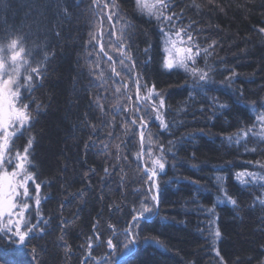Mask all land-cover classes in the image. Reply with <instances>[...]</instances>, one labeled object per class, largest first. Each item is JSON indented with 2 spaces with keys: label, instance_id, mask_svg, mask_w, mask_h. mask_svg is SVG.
Instances as JSON below:
<instances>
[{
  "label": "trees",
  "instance_id": "16d2710c",
  "mask_svg": "<svg viewBox=\"0 0 264 264\" xmlns=\"http://www.w3.org/2000/svg\"><path fill=\"white\" fill-rule=\"evenodd\" d=\"M29 3L0 0V44L9 41L5 38L9 33L25 35L24 58L33 66L49 68L44 86L32 93L35 102L30 108L44 107L30 135L38 140L32 161L42 173L37 182L45 181L41 212L51 223L24 255L6 259L36 264L30 254L36 247L39 264H103L106 256L110 264H220L217 250L223 264L264 260V207L257 200L264 198V180L248 178L242 183L236 176L242 171L264 175V138L252 132L264 109V33L259 31L264 28V0H170L168 12L181 17L177 25H191L189 31L200 48L212 45L211 55L202 53L195 65L212 68L214 83L206 94L193 92L190 73L162 67L163 42L155 18L137 9L135 0H117L137 26L132 30L137 70L143 71L149 87L154 84L164 96V119L170 128L162 129L153 114L145 129V167L150 168L151 159L161 155L160 146L164 148L165 170L158 176L164 191L160 214L152 223L141 224L131 257L121 255L120 233L133 209L140 208L148 188L137 157L139 129L131 124L137 103L135 86L129 81L125 92L114 83L119 78L113 77L111 62L87 43L90 32L97 34L91 0H80L79 7L76 0H69L72 15L63 22L60 38L49 31L51 13L30 9ZM149 42L152 63L141 68ZM106 50L118 60V52ZM233 71L232 82L222 83ZM118 86L120 92L115 91ZM26 135L13 139V150ZM229 137L234 139L230 142ZM149 147L152 158L147 155ZM124 150L128 158L115 160L117 152ZM217 176L223 179L217 181ZM228 196L237 205L228 203ZM208 209H214L215 217ZM162 217L170 222L162 224ZM213 218L215 224L210 225ZM216 228L221 232L219 239L214 236ZM109 238L117 244L115 250L108 249ZM144 239L158 240L163 247L145 246ZM7 240H0V246Z\"/></svg>",
  "mask_w": 264,
  "mask_h": 264
},
{
  "label": "snow or ice",
  "instance_id": "6c2138e0",
  "mask_svg": "<svg viewBox=\"0 0 264 264\" xmlns=\"http://www.w3.org/2000/svg\"><path fill=\"white\" fill-rule=\"evenodd\" d=\"M79 2L80 0H76V7H79ZM135 5L142 13L146 12L150 18H155L157 22L165 45L163 48L165 56L162 67L166 70L174 68L184 69L185 72L190 73L193 77V92L206 94V89L214 83L210 75L212 68L209 66L205 70L195 65L197 57H200L202 52L205 56L211 55L208 48H211L212 45L201 49L198 44L194 43V37L189 31L191 25L187 27L177 25L176 21L180 20L181 17L176 12H168L171 6L170 0H153L151 4L144 3L143 0H135ZM28 6L30 9H36L37 11L43 9L45 13H51L49 31L57 38H60L64 26L63 22L70 21L72 15L69 0H64L63 4L60 0H30ZM91 11L100 18V23H106L107 27L102 28L98 34L90 32V39L87 43L93 49L98 47V55L102 54L108 62H111L109 64L111 73L113 77L119 78L114 80V83L121 85L125 92L129 88V81L135 86L137 103L135 112L132 113L131 124L138 126L141 151L137 153V157L138 159L143 158L145 154V129L153 114L162 129L170 130L169 123L164 119L166 103L164 96L156 90L154 84L149 87L147 81L144 80L143 71L137 70V61L133 56L135 41L132 35V30L137 26L127 18L129 13L117 3V0H91ZM221 11H223V8H221ZM121 21H123V24L117 28ZM259 31L264 33V28H260ZM144 34L148 35L147 32ZM5 38L9 39L7 49L10 54L4 55V45L0 44V240H4L5 237L8 240L6 245L0 246V264H16L14 259H6V257L24 255L32 240L38 236L42 237L51 223L49 219L43 217L41 212V185L45 181L37 182L42 173L38 166L32 164V161L36 159L34 144L38 143V140L30 135L31 130L39 123V117L42 114L41 109L44 107L43 105H37L36 109L30 108V105L35 102L32 93L37 88L44 86V82L48 79L49 68L43 64L33 66L28 60L24 59L25 47L23 42L26 38L25 35L9 33ZM213 44H215V41H213ZM194 48L195 51H193ZM106 49L118 52V60L114 59ZM151 51L152 45L149 42L148 46L143 49L147 59L143 61L141 68L151 65ZM54 57L55 52L53 50L52 59ZM48 63L51 66L52 60L50 59ZM190 64L192 65L191 67ZM97 67H99L98 64ZM22 69L24 73L23 82H21ZM101 76H103V73H101ZM235 76L236 73L233 71L222 83H231L232 78ZM142 90H144V94H142ZM115 91L120 92L121 87H116ZM128 99L131 100V96ZM240 99L241 97H237L238 101ZM96 106L101 111L103 110L102 105L97 103ZM225 107V105H220L221 109ZM124 111L128 112L129 110L125 108ZM257 119L264 124V114L258 116ZM127 127L128 125H125V128ZM25 133H29L27 145L22 152L16 150L13 154L14 137H17L18 134L22 136ZM244 135H247V133ZM192 138L189 136V139ZM233 139V137L228 138L230 142ZM236 142L239 143L238 138ZM147 143L149 145L153 144L151 136L147 138ZM160 152L161 155L152 158V148L149 147L147 150L148 157L152 158L151 167L146 166L144 168L147 176L145 184L148 185V188L147 192L143 194L140 208L138 210L133 209L134 214L127 221L126 228L120 233L123 236L124 251L121 253L122 256H134L137 250V241L140 239L138 230L141 224L152 223L160 214L159 205L164 187L158 176L164 173L166 164L163 145L160 146ZM30 157L32 158L31 160ZM10 166L11 171H9ZM105 173H108L107 168ZM236 176L242 183H246L243 179L244 177H251L253 181L264 180V175L248 171L238 172ZM216 179L221 181L223 177L217 176ZM30 185L34 186V194L30 191ZM261 187L264 188V184ZM32 200H34L35 204V223L32 222V212L29 211L32 207L30 204ZM257 200L264 207V198L257 197ZM227 202L231 205H237V200L231 196L227 197ZM207 211L215 217L214 209H208ZM169 222L166 217L161 218L162 224ZM209 223L214 225L215 219H211ZM96 227L97 225L94 224L93 229L95 230ZM110 227L115 229L114 225H110ZM214 236L216 239L221 237L219 228L215 229ZM96 239L99 241L98 232ZM143 243L145 246L155 243L157 247H163L160 241L154 239H144ZM92 247L93 244L91 238H89L88 248L91 249ZM107 247L110 250L117 248V244L113 243V238L107 240ZM261 247L264 248V245H261ZM30 254L36 264H39L36 247L31 248ZM216 256L220 257V264H223V257L220 256L218 250L216 251ZM103 264H110L107 256ZM258 264H264V260H260Z\"/></svg>",
  "mask_w": 264,
  "mask_h": 264
},
{
  "label": "rangeland",
  "instance_id": "374dc122",
  "mask_svg": "<svg viewBox=\"0 0 264 264\" xmlns=\"http://www.w3.org/2000/svg\"><path fill=\"white\" fill-rule=\"evenodd\" d=\"M143 2L144 3H148V4H151L152 2H153V0H143ZM146 15H147V13L146 12H144ZM95 23H96V26H95V28H97L96 29V33L98 34V32L103 28L102 27V24L100 23V18L97 16L96 18H95ZM121 25L122 24H118L117 25V28H119V27H121ZM107 27V25L106 26H104V28H106ZM9 41H7V42H5V43H3L2 45H4V55H9L10 53H9V50L7 49V43H8ZM162 42H163V40H162ZM194 43H196V42H194ZM197 44V43H196ZM164 43H163V48H164ZM202 49V48H201ZM193 51H195V48L193 49ZM164 53V52H163ZM203 53V52H202ZM201 53V54H202ZM86 56H89L88 54L86 55ZM164 56H165V53H164ZM201 57V56H200ZM200 57H198V58H200ZM25 59V58H24ZM192 65L190 64V67H191ZM179 69H182V68H179ZM23 70V69H22ZM184 70V69H183ZM23 77H24V74L23 75H21V82H23ZM261 114H264V109H262V111L260 112V115ZM257 125H255V127H254V129L252 130V132H255L254 134H257V135H259V137H261V138H264V124H262L259 120H257V123H256ZM29 139V135H26L25 137H24V139H23V141H22V144L19 146V145H17L16 146V148L13 150V154H14V152L16 151V150H19V151H23V148L27 145V140ZM98 143H100V142H98ZM100 145H102L101 143H100ZM99 147V146H98ZM122 148V147H121ZM104 150H105V146H104ZM122 150H123V148H122ZM124 152H126L127 153V151L126 150H124L123 152H117V155H115V157H114V159L115 160H117L118 162H120V160L122 159V161H123V159L126 157V158H128V155H126ZM116 161V162H117ZM143 170V169H142ZM9 171H11V166L9 167ZM143 173H145L144 171H143ZM251 179L252 180V178L251 177H244L243 179H244V181H246V179ZM32 189H33V191H34V186H32V185H30V191L32 192ZM33 193V192H32ZM30 204H31V208H30V212H32V222L33 223H35L36 222V215H35V211L33 210L34 208H35V204H34V200H32V201H30ZM27 215V214H26Z\"/></svg>",
  "mask_w": 264,
  "mask_h": 264
},
{
  "label": "water",
  "instance_id": "95a60500",
  "mask_svg": "<svg viewBox=\"0 0 264 264\" xmlns=\"http://www.w3.org/2000/svg\"><path fill=\"white\" fill-rule=\"evenodd\" d=\"M140 138V137H139ZM140 151H141V145H140ZM140 162H141V167L143 168L144 171V162H143V158H140Z\"/></svg>",
  "mask_w": 264,
  "mask_h": 264
},
{
  "label": "flooded vegetation",
  "instance_id": "af4514ba",
  "mask_svg": "<svg viewBox=\"0 0 264 264\" xmlns=\"http://www.w3.org/2000/svg\"><path fill=\"white\" fill-rule=\"evenodd\" d=\"M15 138V137H14Z\"/></svg>",
  "mask_w": 264,
  "mask_h": 264
}]
</instances>
